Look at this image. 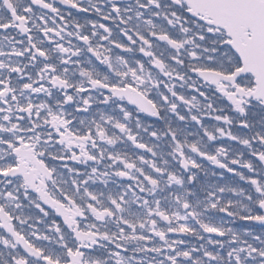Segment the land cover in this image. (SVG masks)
I'll use <instances>...</instances> for the list:
<instances>
[{"label":"snow or ice","instance_id":"obj_1","mask_svg":"<svg viewBox=\"0 0 264 264\" xmlns=\"http://www.w3.org/2000/svg\"><path fill=\"white\" fill-rule=\"evenodd\" d=\"M0 264H264V0H0Z\"/></svg>","mask_w":264,"mask_h":264},{"label":"flooded vegetation","instance_id":"obj_2","mask_svg":"<svg viewBox=\"0 0 264 264\" xmlns=\"http://www.w3.org/2000/svg\"><path fill=\"white\" fill-rule=\"evenodd\" d=\"M85 2H86V0H85ZM61 7H63V6H61ZM72 12H73V17L75 19L79 20L81 23H84L85 19H92V20H97L98 19V17H96L94 14L77 13V12H75V10H72ZM104 23H108V22H104ZM225 143H230V142H225ZM203 163L206 166L211 167V166L207 165L206 161H204ZM77 167H81L82 168V166H77ZM216 171L219 172L220 170L217 169ZM225 175L227 176L228 174H225ZM237 183H240L241 186H245V185H243V182L237 181Z\"/></svg>","mask_w":264,"mask_h":264}]
</instances>
